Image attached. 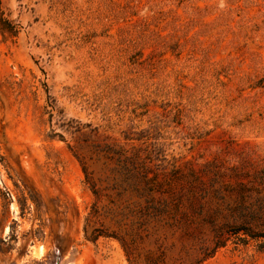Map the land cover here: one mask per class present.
Instances as JSON below:
<instances>
[{
  "label": "rangeland",
  "instance_id": "rangeland-1",
  "mask_svg": "<svg viewBox=\"0 0 264 264\" xmlns=\"http://www.w3.org/2000/svg\"><path fill=\"white\" fill-rule=\"evenodd\" d=\"M0 8V264H264V0ZM119 155L181 209L139 225Z\"/></svg>",
  "mask_w": 264,
  "mask_h": 264
},
{
  "label": "trees",
  "instance_id": "trees-1",
  "mask_svg": "<svg viewBox=\"0 0 264 264\" xmlns=\"http://www.w3.org/2000/svg\"><path fill=\"white\" fill-rule=\"evenodd\" d=\"M0 31L2 34H8L10 37H16L17 31L13 23L6 19L3 16V12L0 8ZM138 156H126V155H119L118 159L116 160L115 166L112 168L111 173L116 178L118 183L125 184L126 186L123 188V191H129L130 193L134 194L138 200H142V202L137 201L132 204V209L135 211V214L137 215V218L139 219L138 223L139 225H142L145 223H148L150 220L156 219L158 217H161L165 214H167L169 211L173 210V208L177 211H179L181 208L178 205L172 206L171 204L167 203L168 201L162 202L157 201V199L162 200L164 197L163 194L160 193V191L150 188L145 181H148V173L144 172H137L134 171V160L133 158H136ZM144 167V166H141ZM83 173L85 175V181H87L86 177V169L82 167ZM91 191L95 198H98V192L94 188V186H91ZM191 204L189 205V207ZM186 214V212H183ZM244 234H247L246 232H243ZM100 236L105 237H112L107 234H102L99 232L92 233L90 236H86V239L91 242H96ZM121 246L123 248V251L125 252V255L127 257V261L129 264H132L130 258H129V249L126 243L119 239ZM222 243H214L212 249L209 252L203 253L199 260V253L198 255L189 261L188 264H201L206 259L210 258L213 253L216 251V249L222 247ZM147 264H158V260L153 261L151 259L148 260Z\"/></svg>",
  "mask_w": 264,
  "mask_h": 264
},
{
  "label": "water",
  "instance_id": "water-1",
  "mask_svg": "<svg viewBox=\"0 0 264 264\" xmlns=\"http://www.w3.org/2000/svg\"><path fill=\"white\" fill-rule=\"evenodd\" d=\"M56 264H58V262Z\"/></svg>",
  "mask_w": 264,
  "mask_h": 264
}]
</instances>
